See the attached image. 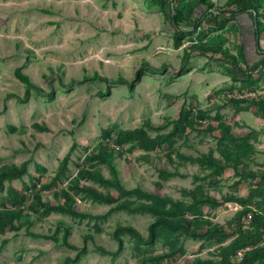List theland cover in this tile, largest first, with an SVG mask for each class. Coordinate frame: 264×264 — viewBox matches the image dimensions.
I'll use <instances>...</instances> for the list:
<instances>
[{"label": "rangeland", "instance_id": "rangeland-1", "mask_svg": "<svg viewBox=\"0 0 264 264\" xmlns=\"http://www.w3.org/2000/svg\"><path fill=\"white\" fill-rule=\"evenodd\" d=\"M231 1L211 0L237 10ZM239 1L262 27L264 0ZM158 3L0 0V210H20L15 224L28 219L44 236L0 230V264H264V71L238 79L224 63V51L242 58L238 21L188 26L177 43L170 8ZM17 67L54 99L8 97L25 91ZM138 70L133 92L113 82ZM95 73L109 81L85 79ZM125 130L169 142L120 144ZM107 139L122 187L153 197L79 177L111 180L108 166L90 159Z\"/></svg>", "mask_w": 264, "mask_h": 264}, {"label": "trees", "instance_id": "trees-1", "mask_svg": "<svg viewBox=\"0 0 264 264\" xmlns=\"http://www.w3.org/2000/svg\"><path fill=\"white\" fill-rule=\"evenodd\" d=\"M175 0H159V6L162 7L164 10H166L167 7L170 8L171 16H170V23L172 24L174 28V34L173 38L177 43H180L183 41L184 37L191 32V30L188 28V26H193L194 31L198 28H201L203 24H208L209 26H212L214 28H222L225 25H227L229 22L237 21L238 16L241 14H248L253 19L254 24V35H255V41H256V48L258 55L260 57L263 56V58L256 62V63H249L246 59L245 50L242 46L241 53L242 58L231 54L229 52H223L224 55V63L231 65L232 67V73L234 76H236L238 79H248L251 78L254 74H258L259 72L255 73V71L259 68L260 64L264 65V49L260 48V36L264 33V25L262 27L259 26L258 21L254 15V11H256L254 8L249 7H243V3L239 0L234 2L236 5H240L237 10L232 9H215L213 2L211 0H194V2L191 5L184 6L180 4L179 6L174 5ZM230 2V5L233 3ZM192 29V30H193ZM145 67H148L145 65ZM15 77L23 83L25 86V91L22 96L15 95V94H9L8 97H17L18 101L22 103H26L30 100L32 93H36L41 96H45L48 99H54L55 93L47 92L42 87L38 86L34 82L31 81L29 75L25 74L22 71L21 67H17L15 69ZM141 76V70H138L136 73V76L133 80L128 81L124 78H119L118 80H115L113 82L123 83L125 84L130 92L134 91L136 82L140 79ZM85 79L90 80H100V81H109L108 78H105L98 73H95L93 76H85ZM75 80H72V83H74ZM62 85H64L62 83ZM110 94V87L106 89L105 92H99L97 95L100 97L108 96ZM34 127L39 130H47L46 126H39L38 124H34ZM118 143L125 144L128 142H136L139 146H146V147H152L157 148L159 146H162L169 142V138L167 136L162 137H156L152 138L148 136L147 134L139 131V130H125V131H119L117 134ZM107 140H103L100 142L97 146L98 152L95 154H92L90 156V159L97 160L100 162L105 163L111 173V180H106L99 172L96 171H82L79 174V177L82 179H92L95 180L101 184L104 185H111L115 187L116 189L124 191L127 195H134V194H141L144 195V197L151 198L152 195L144 194L139 189H132V190H125L122 187L121 180L119 177V172L117 170V167L114 163V157L108 152V143ZM68 160V157L65 158L63 161L62 169L60 170V173H62L66 168V162ZM0 187L2 188L3 185L0 182ZM90 196L101 203L111 204L114 203L116 200L112 197H109L103 193H99L96 191H90ZM38 203H41L40 200H38ZM42 205V204H41ZM47 211H51L53 209H57L54 206L47 205L45 206ZM121 209H127L129 211H136L137 208H132L128 204H124L123 206H120ZM249 215H252V220L254 219L255 213L252 210H248L245 216V222ZM21 218V211H15L13 209H3L0 210V230H4L5 228H11L15 230H20L25 227V233L26 235H29L34 238H40L44 237L42 234L34 233L30 231V225L31 221L26 219L23 222H20L18 224H15L16 219ZM134 234L138 235V233L134 230L129 228ZM151 237L153 239L154 237V227L151 228ZM70 236V230L66 228L64 230V234L62 237V244L65 246H69L68 244V238Z\"/></svg>", "mask_w": 264, "mask_h": 264}, {"label": "crops", "instance_id": "crops-1", "mask_svg": "<svg viewBox=\"0 0 264 264\" xmlns=\"http://www.w3.org/2000/svg\"><path fill=\"white\" fill-rule=\"evenodd\" d=\"M241 18H238L237 21L241 25V34L243 38L242 46L244 47L247 61L253 64V63L258 62L260 59V56L258 55L257 48H256V41H255V35H254V24H253V21L249 20L252 18H250L248 14L241 15ZM263 43H262V37H261L259 46L264 47Z\"/></svg>", "mask_w": 264, "mask_h": 264}, {"label": "built area", "instance_id": "built-area-1", "mask_svg": "<svg viewBox=\"0 0 264 264\" xmlns=\"http://www.w3.org/2000/svg\"><path fill=\"white\" fill-rule=\"evenodd\" d=\"M263 71H264V65L263 64H260L259 65V68L255 71V73H257V72H263ZM251 219H252V215H249L248 218H247V220H246V222L247 223L250 222Z\"/></svg>", "mask_w": 264, "mask_h": 264}]
</instances>
